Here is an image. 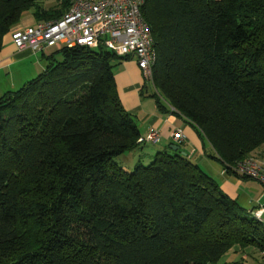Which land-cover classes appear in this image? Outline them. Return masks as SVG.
I'll use <instances>...</instances> for the list:
<instances>
[{"label":"trees","instance_id":"1","mask_svg":"<svg viewBox=\"0 0 264 264\" xmlns=\"http://www.w3.org/2000/svg\"><path fill=\"white\" fill-rule=\"evenodd\" d=\"M70 5L0 0V51L26 14L59 20ZM141 15L157 54L158 112L184 120L227 175L248 179L233 166L264 145V0H146ZM41 57L35 79L0 96V264H216L229 252L264 254V226L173 144L130 172L114 162L146 144L112 71L129 57L102 47Z\"/></svg>","mask_w":264,"mask_h":264},{"label":"built area","instance_id":"2","mask_svg":"<svg viewBox=\"0 0 264 264\" xmlns=\"http://www.w3.org/2000/svg\"><path fill=\"white\" fill-rule=\"evenodd\" d=\"M146 0H71L66 14L59 20L39 22L31 27L10 32L16 50L33 53L48 50L102 47L116 56L134 57L146 83H152L157 54L148 25L141 15ZM158 131L151 129L140 142L157 144ZM172 144L181 146L185 136L181 130L170 135ZM234 171L264 186V161L245 158L235 163ZM264 226V201L248 212Z\"/></svg>","mask_w":264,"mask_h":264},{"label":"crops","instance_id":"3","mask_svg":"<svg viewBox=\"0 0 264 264\" xmlns=\"http://www.w3.org/2000/svg\"><path fill=\"white\" fill-rule=\"evenodd\" d=\"M36 23L32 14L28 13L14 29L31 27ZM31 55H34V53L29 49L16 50L12 45L10 33H8L3 38L0 51V81L3 73L11 72L12 67L18 61ZM117 76L116 90L118 97L125 111L136 119L140 138L144 139L151 129L158 131L160 139L157 144H162L160 146L161 150L172 144L170 140L171 133L174 130H181L185 136V142L181 145L180 150L189 160L197 164L202 171L216 180L220 190L225 195L234 198L235 190L238 191L242 188L240 182H238L239 179L235 176H228L218 163L208 158L211 153L209 145L184 120L171 114H162L158 112L156 104L144 101L141 93L143 88L142 75L135 61L126 64L117 72ZM11 90V85L4 88L0 86V95ZM258 153L264 157V152L261 153L260 150ZM234 255L240 256L242 263L239 262V264H264V254L251 249Z\"/></svg>","mask_w":264,"mask_h":264},{"label":"rangeland","instance_id":"4","mask_svg":"<svg viewBox=\"0 0 264 264\" xmlns=\"http://www.w3.org/2000/svg\"><path fill=\"white\" fill-rule=\"evenodd\" d=\"M35 1L43 9H49L55 6L58 0H35ZM51 52L52 50H48L46 54ZM133 61H135L137 65V59L134 57H129L126 61H120L117 59L113 61L112 71L114 74L115 84H117V78H118V76L116 77L117 72L120 71L126 64H129L130 62ZM44 65L45 62L41 57V53H34V55H31L30 57L18 61L15 64V66L12 67L11 72L7 71V73H3L2 79L0 81V86L4 88L5 86L9 87L11 85L12 87L11 91H16L20 87H22V85H24L26 82L35 79L41 73ZM142 86L146 88V91L144 90L142 95L144 101L155 105V100L151 97L156 92L153 86L150 83H146L143 77H142ZM161 145L146 143L145 145H143L142 147L136 149L131 153H127L120 157H117L114 160V162L124 171L130 172L138 163L142 165L149 164L150 158L158 150H160ZM179 148H181V146H179ZM260 150L261 153L264 152V145L260 147ZM254 158L260 161H264V157L260 153H257ZM228 176H232V175H228ZM238 182H240L242 188L238 191L235 190V197L230 198L227 195L226 196L231 200L236 201V203L244 211V213H247L248 211H253L254 209L257 208L258 204L264 201V186L261 185L259 182L251 179H239ZM235 262H238V264L239 262L242 263L240 260V256L234 255L232 252H229L216 264H233Z\"/></svg>","mask_w":264,"mask_h":264},{"label":"water","instance_id":"5","mask_svg":"<svg viewBox=\"0 0 264 264\" xmlns=\"http://www.w3.org/2000/svg\"><path fill=\"white\" fill-rule=\"evenodd\" d=\"M170 149L173 150V151H178V150H180V148H179L178 146H174V145L170 146ZM183 154H184V153H183Z\"/></svg>","mask_w":264,"mask_h":264},{"label":"clouds","instance_id":"6","mask_svg":"<svg viewBox=\"0 0 264 264\" xmlns=\"http://www.w3.org/2000/svg\"><path fill=\"white\" fill-rule=\"evenodd\" d=\"M174 145V144H173Z\"/></svg>","mask_w":264,"mask_h":264}]
</instances>
